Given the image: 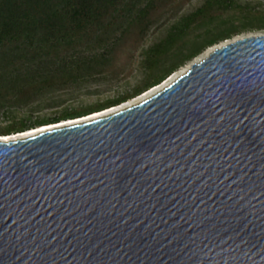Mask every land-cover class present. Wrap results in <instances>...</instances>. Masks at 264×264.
Wrapping results in <instances>:
<instances>
[{
    "label": "water",
    "instance_id": "obj_1",
    "mask_svg": "<svg viewBox=\"0 0 264 264\" xmlns=\"http://www.w3.org/2000/svg\"><path fill=\"white\" fill-rule=\"evenodd\" d=\"M203 56L136 105L0 140V264H264V33Z\"/></svg>",
    "mask_w": 264,
    "mask_h": 264
},
{
    "label": "trees",
    "instance_id": "obj_2",
    "mask_svg": "<svg viewBox=\"0 0 264 264\" xmlns=\"http://www.w3.org/2000/svg\"><path fill=\"white\" fill-rule=\"evenodd\" d=\"M190 1L0 0V117L5 124L0 137L120 106L161 85L207 49L264 32V10L249 2L203 0L181 13ZM162 27L164 35L142 49L141 78L129 91L84 107H64L50 117L15 115L49 95L117 78L130 68L149 33Z\"/></svg>",
    "mask_w": 264,
    "mask_h": 264
},
{
    "label": "rangeland",
    "instance_id": "obj_3",
    "mask_svg": "<svg viewBox=\"0 0 264 264\" xmlns=\"http://www.w3.org/2000/svg\"><path fill=\"white\" fill-rule=\"evenodd\" d=\"M239 1H240V3L249 2L252 7H255L256 10H264V0H239ZM202 2H203V0H192V1H190L188 4H186L184 6L181 13L185 14V13H189V12L193 11L195 8L200 6L202 4ZM163 30H164V27L159 28V29H154L149 33V35L145 38V40L143 41V43L141 44L139 49H137V51L134 52L133 57H132V61L130 64V68L128 70H126L124 73L118 75L117 78H115V79L104 78V79L97 80L95 82H91V83L84 85V86H81V87H73V88H70L66 91L49 95L45 98L44 101L41 102V104L39 106H37L35 104L31 108H27V109H23V110L18 111L17 113H15V115H17L18 117H26V116L31 115L33 118H35L37 116L50 117V116H53L56 111H59L60 109H62L64 107H84V106L92 105L96 102H102V101H105L107 99H112L114 97H117V96L129 91L141 78V72L139 70V62L142 59L141 58L142 49H146L148 46H150L151 44L156 42L159 38H161L164 35ZM262 33H264V32L245 33V34L237 36V37H235L229 41L248 37L251 35H258V34H262ZM226 42H228V41H226ZM224 43L225 42H223L222 44H224ZM209 50H210V48L207 49L203 54H201L197 58L202 57L203 55L208 53ZM121 62H125V60H122ZM191 63L192 62H190L189 64H187L183 68H181L178 72L174 73L173 75L179 74L182 70L186 69ZM139 97H137V98H139ZM137 98H135L129 102H126L124 104L132 103ZM124 104H122V105H124ZM50 105H52V107ZM122 105H120V106H122ZM117 107H119V106H117ZM34 111H36V112H34ZM3 119H4L3 117H0V125H5ZM66 122H68V121H66ZM38 129H41V128H38ZM34 130H36V129H34Z\"/></svg>",
    "mask_w": 264,
    "mask_h": 264
},
{
    "label": "bare ground",
    "instance_id": "obj_4",
    "mask_svg": "<svg viewBox=\"0 0 264 264\" xmlns=\"http://www.w3.org/2000/svg\"><path fill=\"white\" fill-rule=\"evenodd\" d=\"M203 57L204 56L200 57L199 59H201ZM184 71H185V69L182 70L180 73H183ZM177 75H179V74H177ZM177 75H173L167 81H165L162 85H160L158 87H155L154 89L150 90L147 93H144L142 96H140L139 98L134 100L132 103L124 104V105L119 106V107H114V108L105 110V111L100 112V113H96V114L90 115V116L82 118V119H78V120H74V121H68V122H61L60 124H57V125H54V126H48V127H43L41 129L27 131L25 133L17 134V135L11 136V137H5V138L0 139V140L9 141V140L25 139V138L32 137L34 135H37L40 132H43V131H46V130H49V129L63 127V126H68V125H73V124H77V123H82V122L90 121V120L97 119V118H100V117H105V116L111 115L113 113H116V112H118L120 110H123V109H125L127 107L136 105V104L148 99L149 97H151L152 95H154L155 93L160 91L163 87L167 86L171 81H173V79H175V77Z\"/></svg>",
    "mask_w": 264,
    "mask_h": 264
}]
</instances>
